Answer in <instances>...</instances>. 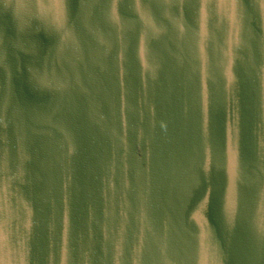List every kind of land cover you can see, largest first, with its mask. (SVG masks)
<instances>
[{"label":"water","instance_id":"1","mask_svg":"<svg viewBox=\"0 0 264 264\" xmlns=\"http://www.w3.org/2000/svg\"><path fill=\"white\" fill-rule=\"evenodd\" d=\"M0 264H264V0H0Z\"/></svg>","mask_w":264,"mask_h":264}]
</instances>
